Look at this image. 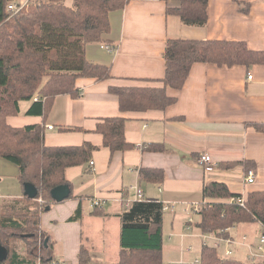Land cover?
<instances>
[{"label":"crops","instance_id":"obj_1","mask_svg":"<svg viewBox=\"0 0 264 264\" xmlns=\"http://www.w3.org/2000/svg\"><path fill=\"white\" fill-rule=\"evenodd\" d=\"M65 4L72 8L74 0ZM179 6L175 1L132 0L112 12L105 42L88 44L85 53L90 63L110 67L113 78L77 80L79 96H58L44 115L28 113L33 103L46 100L37 94L20 103L19 115L7 118L12 128L44 125L47 147L96 148L88 164L66 171L70 198L51 204L42 215V234L54 245L51 255L56 264H79L82 248L88 250L92 264H118L119 215L136 202L138 189L144 200L164 205V264L200 260L203 247L222 251L224 259L250 264L261 224L236 225L227 231L228 238L202 232L198 225L200 206L208 202L202 198L207 185L225 184L245 199L264 192V132L255 128L264 124V65L194 64L181 90L167 89L176 102L164 111L122 112L118 97L111 93L113 88L162 87L157 81L165 76L168 40L244 42L251 51L264 52V0H209L208 21L202 26L186 25L169 13ZM108 118L126 120L125 138L133 150L113 153L105 147L97 126ZM158 146L166 150L151 149ZM202 154L210 155L216 166L207 170L198 162ZM230 164L234 165L225 167ZM245 164L256 173L252 185L246 182ZM5 169L13 184L5 189L7 176L0 173V202L23 199L19 167L0 158V170ZM142 170L162 171L165 179L159 184L142 180ZM94 200L103 206L95 209ZM226 240L234 243L229 246ZM229 249L234 254L227 257Z\"/></svg>","mask_w":264,"mask_h":264},{"label":"trees","instance_id":"obj_2","mask_svg":"<svg viewBox=\"0 0 264 264\" xmlns=\"http://www.w3.org/2000/svg\"><path fill=\"white\" fill-rule=\"evenodd\" d=\"M66 0H0V158L19 167V182L37 190L35 199H4L0 202V245L8 256L0 264H56L51 255L54 245L42 234V215L56 204L51 192L62 185H71L66 171L84 166L96 150L81 147H47L44 125L12 128L7 118L20 113V103L32 101L38 93L46 100L33 103L29 114L44 115L61 95L79 96L76 86L81 78L98 82L113 78L110 67L90 63L85 49L88 44L103 43L111 32L109 16L123 10L132 0H74L72 8ZM179 2L168 9L186 25L202 26L208 21L209 0H161ZM13 4L23 8L9 11ZM115 49V48H114ZM165 76L157 82L162 87L113 88L122 112L164 111L176 102L167 89L181 90L194 64L218 67H250L264 65V52L251 51L244 42L168 40L165 53ZM255 128L264 132V124ZM126 120L104 119L97 133L104 145L114 152L133 150L125 138ZM69 131V130H67ZM163 151V146L151 148ZM251 164V163H246ZM245 164V165H246ZM234 164L225 166L231 168ZM247 171L249 166L246 165ZM249 172V171H248ZM142 180L162 183V171L142 170ZM232 194L225 184L214 183L203 190L204 203L198 225L202 232L228 238V230L240 224H261L264 233V192L248 196L245 207L230 203ZM42 200L43 203H40ZM203 201V202H204ZM81 208L73 220L79 218ZM164 205L156 201L132 202L122 214L121 251L118 264H164ZM17 241L25 243L26 254L17 249ZM43 255H37L36 251ZM79 264H92L88 250L81 249ZM200 264H244L221 258L214 248L203 247Z\"/></svg>","mask_w":264,"mask_h":264},{"label":"built area","instance_id":"obj_3","mask_svg":"<svg viewBox=\"0 0 264 264\" xmlns=\"http://www.w3.org/2000/svg\"><path fill=\"white\" fill-rule=\"evenodd\" d=\"M22 8H23V6L19 7L15 4H13L12 6L9 7V11L14 13V14H17L20 12V10ZM106 49L111 51V52H113L115 50L113 47H106ZM252 77L253 76H249V79L252 80ZM48 128L50 130H53L52 126H49ZM198 162L201 163L202 165H205L207 170H210L211 167L216 166V163L212 160L211 156L207 155V154L200 155L198 158ZM93 166H94V163L90 162V167L93 168ZM255 180H256L255 171H253V170L249 171L247 173V177H246L247 184L252 185L255 183ZM143 200H144L143 193L140 189H138L137 193H136V201L140 202ZM39 202L43 203L42 200H39ZM246 202H247V199H245L243 196L231 199V203L237 204L241 207H245ZM92 206L95 209H98V208H101L103 206V203L100 200H94V201H92ZM128 207H129V205H128ZM200 207L202 208V206H200ZM197 212H199V211H197ZM203 237H204V239L208 238V236H206V235H203ZM226 243L229 246H232V244L234 242L231 240H226ZM205 245H206V243H205ZM233 254H234V252L231 249L226 251L227 257L233 256ZM249 261H250V264H264V233H262L260 235L258 244L251 249L250 254H249ZM176 264H188V263H185L184 261H180ZM189 264H200V260H196L193 263H189Z\"/></svg>","mask_w":264,"mask_h":264},{"label":"water","instance_id":"obj_4","mask_svg":"<svg viewBox=\"0 0 264 264\" xmlns=\"http://www.w3.org/2000/svg\"><path fill=\"white\" fill-rule=\"evenodd\" d=\"M25 196L30 199H35L37 196L36 188L27 184L25 186ZM72 190L69 185H62L52 190L51 197L55 203H62L70 198ZM7 251L0 245V263L4 262L7 259Z\"/></svg>","mask_w":264,"mask_h":264},{"label":"rangeland","instance_id":"obj_5","mask_svg":"<svg viewBox=\"0 0 264 264\" xmlns=\"http://www.w3.org/2000/svg\"><path fill=\"white\" fill-rule=\"evenodd\" d=\"M18 1H21V0H17V2ZM26 1H28L29 2V0H22V2H26ZM17 2H15V3H17ZM38 95H39V93H38ZM0 173H3L4 175H6L7 176V179H6V181H5V189H8L9 187H10V185H11V183L13 184V180L11 181V180H9L8 179V177L9 176H11V174H9L8 173V171L5 169V171H2V170H0ZM11 179V178H10ZM1 186V185H0ZM168 215H172V214H168ZM263 233V232H262ZM261 233V234H262ZM260 234V235H261ZM258 244V243H257ZM256 244V245H257ZM255 245V246H256ZM17 247H18V251L20 252V253H22V255L24 256L25 254H26V252H25V248H26V245H25V243L24 242H22V241H17ZM36 253H37V255H43L40 251H36ZM219 255H220V257H222V258H224V256H225V254H223V252L222 251H220L219 252ZM38 263L40 264V262H39V260H38Z\"/></svg>","mask_w":264,"mask_h":264}]
</instances>
